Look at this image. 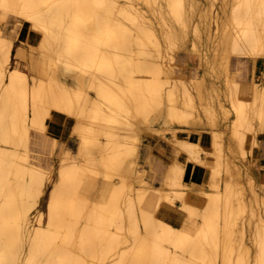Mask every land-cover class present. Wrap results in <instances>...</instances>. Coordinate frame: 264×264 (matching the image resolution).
<instances>
[{
	"label": "bare ground",
	"instance_id": "6f19581e",
	"mask_svg": "<svg viewBox=\"0 0 264 264\" xmlns=\"http://www.w3.org/2000/svg\"><path fill=\"white\" fill-rule=\"evenodd\" d=\"M184 1L0 0V264H264V177L256 182L248 167L221 153L219 131L210 152L221 169L207 172L213 190L169 192L178 177L175 164L161 186L145 185L135 160L127 157L138 146L127 141L137 131L135 122L149 121L157 110L166 128L174 121L196 125L189 119L201 117L191 110L195 100L203 105L214 96L203 93L202 80L195 99L183 72L163 59L161 40L171 46L191 39L190 30L199 27ZM237 1L229 14L233 24L223 25L224 36L219 34L227 77L233 75V57L236 62L239 54L254 62L264 57V0ZM11 14L15 38L51 59L48 68L43 62L48 80L13 65L14 39L4 26ZM190 44L189 53L198 49L194 37ZM229 89V106L217 93V112L206 101L203 115L230 119L226 127L249 163L256 133L248 144L240 126L251 129L255 115L264 125V85L251 77ZM48 119L71 123L70 135L78 136L79 156L62 149L53 179L29 149L32 131L44 133ZM179 142L190 159L203 162L200 152L208 151L197 141ZM49 181L44 216L39 201ZM149 188L154 191L146 195Z\"/></svg>",
	"mask_w": 264,
	"mask_h": 264
},
{
	"label": "rangeland",
	"instance_id": "374dc122",
	"mask_svg": "<svg viewBox=\"0 0 264 264\" xmlns=\"http://www.w3.org/2000/svg\"><path fill=\"white\" fill-rule=\"evenodd\" d=\"M225 1L227 4L229 3L227 6L225 5L226 4ZM232 1L233 0H185L184 1L183 9L184 8H185L184 10H191L192 9L194 11V13H193L194 19H195V22L198 23V26H199L196 29L194 28L195 30L192 28L190 30V33H189V36L191 39L194 37L195 43L198 47V49L194 50L192 53H189V51H187L188 47H190V45H192V44H190L191 39H189L188 37H187L188 39L187 38L184 39V41H186V43L183 40L178 39L176 42V44L178 46L176 44H173L170 46V44H167L164 41L162 42V40H161V45L164 48V49L161 48V50L163 49V53L166 51V54L165 53H164L165 55L163 54L165 56V57L163 56L164 57L163 59L166 60L171 67H174V68H172V69H174V71L178 72V70H181L183 72V75H182L183 80H185V84L188 86V88L190 89L192 94L195 96V99L197 98L196 96L198 93L197 88H196L197 81L201 82L202 80H204V81H202V83H204L203 93H206V94L212 93V94H214V96H215V94L218 93L219 98H221L223 101H225L226 105H228V106L231 102L229 100L232 97V95L229 94V93H231L230 92L231 89H229V87H230V85H233V83L234 84L240 83L241 81H243L244 79H247L248 77H250V75H252V77L254 79H256L257 82H259L261 85H264V73L263 72L258 73L256 67L255 68L252 67L251 62L249 61V55L248 54H241V55L239 54L237 56L239 58V59H237L238 62H236L235 58L233 57V59L231 61V65H230V68H232V70H233V75L228 76L229 77V79H228L227 75L225 74L226 70L223 68L225 66L224 65L225 62L222 63L224 61V58L222 59L223 55L221 56V53H222L221 50H222V45H223V43H221L222 42L221 40L223 38L222 39H220V38H221V36L222 37L224 36V34H223L224 33V26L223 25H229V24L232 25L233 24V22H231L233 20L231 18H233V17H231L229 14L230 13L232 14L234 11H236V9L234 10L232 7L234 6L236 8L238 6L236 4H239V2L237 0H234L233 1L234 3H232ZM195 8H196V10H195ZM11 15L9 17L8 24L4 25V26L8 32H11V37H13V39H14L15 53L13 54L12 59H11L13 65L17 66L21 70L28 71L30 74L35 76L37 79L41 78L42 80H48L49 77L47 74V68H48L47 65H49V64L47 62L48 61L50 62L51 59L46 58V56H41L42 53L39 50L30 49L29 47H27V45H25L24 43H21L19 40H17L15 38V35H16L15 31L16 30L12 28L13 23H15L14 18H13V17H15V15L14 14L12 16ZM216 16H219V18H218L219 20L217 19L215 22V20H213V18ZM229 16H230V18H229ZM232 16H233V14H232ZM224 17H226V18H224ZM223 19L225 22L223 21ZM213 21H214V23H213ZM220 21H221V23H220ZM16 23H18V22H16ZM210 23H211V25L213 24L214 26L209 25ZM222 23H224V24H222ZM18 24H20V23H18ZM205 24H206V26H205ZM217 26H218V29H217ZM221 28H223V31L221 30ZM197 29L199 32L201 31L200 34L196 31ZM194 33H196V35ZM197 33L201 36L200 38L197 36L198 35ZM210 34H211L212 38L210 37ZM31 42L34 45H36L37 39L34 37H31ZM217 43H218V45H217ZM219 43L221 46H219ZM183 46H185V48ZM167 47H169V49L171 51L169 49H167ZM173 48H175V50H173ZM177 48H178V51H177ZM180 48H182V49H180ZM172 50H173V52H172ZM217 51L220 53H218ZM175 52H177V53H175ZM169 55H170V57H169ZM213 56H214V58H213ZM41 57L42 58L45 57V59L44 58L42 59ZM206 57H208V58H206ZM218 58H220V59L218 61H216ZM47 59H49V60L47 61ZM173 59H174V63L172 61ZM209 61H211V62H209ZM43 62L45 63V66L47 68L46 67L44 68ZM214 62L216 65L214 64ZM220 62H221L222 66L220 65ZM172 65H174V66H172ZM213 65L215 66L216 69H218L217 71L215 68H213L214 67ZM41 67H43L45 71ZM211 67L213 68L212 70H211ZM235 67H237V68L242 67L244 69L242 71L243 73L240 72V70L239 71L236 70ZM219 68L221 71L219 70ZM214 69H215V71H214ZM223 69L225 71H223ZM210 70L212 73L210 72ZM253 70H254V72H253ZM177 72L174 74L175 77H178ZM214 72L218 73L219 76L216 75ZM220 73H222L223 75L222 74L220 75ZM46 76H47V78H46ZM211 78H214V80ZM226 79L229 81H227ZM190 80H192V81H190ZM211 81H213L212 84L215 87L214 90L212 88L213 86L210 83ZM230 81H231V83H227ZM225 82L227 83V85L229 87L226 85ZM179 83H181V82H179ZM205 83H207L206 86H205ZM192 87L194 88V90ZM227 87H228V89H227ZM81 88H84V87H81ZM214 96L213 95L209 96L211 99L208 98V99L204 100L205 102L202 101L203 105L199 99L195 100V108L197 105L196 111H195L194 107L191 108V110L192 111L194 110V113L198 111L197 113H200L202 120H201V117H194L192 115L189 117V119L194 118L195 120L194 119L193 120L196 121V125H194V124L188 125V123L180 124V123H177L174 121L171 126H168L169 128H166L164 125V119L161 115H159L160 112L157 110H154L152 112V114L150 115L151 117H149V121H147V122H144V121L135 122L134 125L136 127L134 126V128L137 131H133L131 138H129L127 141L130 144L134 143V144H137L138 146H137V150L135 149L133 154L128 153L127 157H130L129 159L135 160V168L137 169L136 170L137 173L139 170L138 174H140L139 176H141V178L144 180V181H142L143 184L146 183V184H148V186L149 185L161 186L162 180H163V175H165L167 173V171L170 170L172 164H175V165H177V168L179 169V171L177 172L178 177H177L176 183L174 185L167 186L169 192H178L180 189H182L184 187L188 190H191V191L194 190L195 192H197V191L200 192V190L203 191L205 189H209V190L215 189V187L208 185V174H207V172L209 170L211 171V170H213V168L218 167V165H216V163H217L216 154H213V152H210V151H213L211 144H212L213 134L215 131L216 132L219 131L221 133L220 135L223 136V137L221 136V138H223L222 139V142H223L222 145L223 146L221 147L222 148L221 153L230 154L232 157H234L236 159V161H238V163H240L242 168L244 166H245L244 168L248 167L249 170L252 171L256 182H258V179L261 178L262 176L264 177V125L260 124L259 119H258L259 117L257 115H255L253 117L254 122L252 123V126H251L252 128L250 127L251 129H246L245 124L240 126V131L243 130V131H246L248 133V140H247L248 144H250L252 141L251 136H255V133H256V142L253 146V150L251 153L248 154V157L250 158L251 161H249V163H248L247 160H244L241 157L242 156L241 155L242 154L241 148L239 147L237 139L232 135V132L231 133L229 132L228 127H226V124H229L230 119L220 118L219 117L220 115L217 114V117L215 116L216 120L215 119L212 120L209 118H214L213 116L207 117L208 115H206V117H205L203 115V114H205L203 107L206 104V101L209 103L213 102L211 104V106L213 107L212 110H213V112H215V111L217 112L216 100H214L216 97H214ZM197 102L200 104H198ZM176 105L178 107H181V102H178ZM214 106H215V108H214ZM203 116H204V118H203ZM230 116L232 117L233 114H230ZM160 117H161V119H160ZM207 119H209L210 121L212 120L211 122H213L215 120L214 122L217 125L215 123L209 124L211 122ZM52 121H51V119H48V121H47L48 127H47V130L44 131V133H41L42 131H40V130L32 131V133L30 135V143H29V149H30L31 157L39 159V162L42 166H44L46 168L48 166V168L50 169V172H51V179L56 177V173H57L56 169L59 165L58 163L60 162L62 149H66L69 152L70 157H72V158H77L79 156L78 155V142H77L78 136L74 133H72V135H70L71 134V132H70L71 123H69V125H67V126H64V124H63L64 120H63V122L53 121V123H52ZM148 122H149V126L147 124ZM51 123L53 124V126H50ZM141 123H142L143 128L139 126V124L141 125ZM137 124H138V126H137ZM146 124H147V126H146ZM213 125L216 126L217 128H215ZM253 126H254V128H253ZM141 128H142V130H140ZM147 128H149V129H147ZM212 128H213V130H212ZM218 128H220L221 130L220 129L218 130ZM173 130L175 132H171ZM138 131H140V132L142 131V132L140 133ZM121 132H124V130H121ZM136 132H137V134H136ZM47 134H49V135H47ZM50 135L55 137V139H56L55 143H53V138ZM136 137H138V138H136ZM183 138L184 139L187 138L189 140L197 141L199 143V145H201L204 149H206L208 151V152H205V151L200 152V155L203 158V162H201V164H200V162H195V160L190 159L188 153L183 148H181L182 146L180 145L181 143L179 141L184 140ZM131 141L133 143H131ZM53 146H54V149H52ZM52 150H54V151H52ZM95 152L96 151H92L93 155L94 154L96 155ZM129 154L131 156H129ZM134 154H136L135 157L133 156ZM76 155H77V157H76ZM165 155H169L168 157H166V159H167L166 162L164 161ZM212 157H213V159H212ZM193 165L200 166L203 168V170L206 171L204 173V176L201 179L197 178L195 170L190 171V168ZM220 169H221V167H220ZM221 172H222V170H221ZM221 174H223V172ZM98 178L100 179L101 176H98ZM118 179L119 178L116 176L114 178H112V180L114 182L119 181ZM102 180H104V178H102ZM109 180H111V179H109ZM47 184L48 185H46L44 195H42V197L40 198V201H39V208L42 209L43 213H45L44 216H46L47 202H48L47 200H48V196H49V190H50L51 185H52V181L51 182L49 181ZM263 184H264V182H263ZM149 189H148V191H147L148 193L146 195H149L150 193H152L154 191L152 188H149ZM201 194L204 196V193H201ZM198 219L201 220L202 218L198 217Z\"/></svg>",
	"mask_w": 264,
	"mask_h": 264
},
{
	"label": "crops",
	"instance_id": "0c3cea01",
	"mask_svg": "<svg viewBox=\"0 0 264 264\" xmlns=\"http://www.w3.org/2000/svg\"><path fill=\"white\" fill-rule=\"evenodd\" d=\"M259 59H261V60H259ZM251 62V64H252V67L254 68V67H256V69H257V71H258V73H261V72H263L264 73V57H260V58H258L255 62L254 61H250ZM235 69L236 70H240V72H242L244 69L242 68V67H235ZM243 73V72H242ZM251 77H252V75H250V77H248L247 79H251ZM56 122H63V119H59V121H56ZM63 124H65V121L63 122ZM65 126V125H64ZM169 155H165V162H166V157H168ZM196 171V172H198V174H199V176L197 177V178H202L203 176H204V173H205V171L203 170V168L202 167H200V166H196V165H193L191 168H190V171Z\"/></svg>",
	"mask_w": 264,
	"mask_h": 264
}]
</instances>
